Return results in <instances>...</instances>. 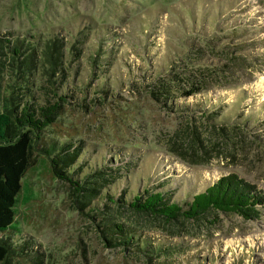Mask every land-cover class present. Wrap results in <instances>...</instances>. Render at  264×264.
Instances as JSON below:
<instances>
[{"label": "rangeland", "instance_id": "1", "mask_svg": "<svg viewBox=\"0 0 264 264\" xmlns=\"http://www.w3.org/2000/svg\"><path fill=\"white\" fill-rule=\"evenodd\" d=\"M60 80L66 104L33 139L1 235L8 264H147L107 245L104 211L172 247L176 264H264V204L248 220L210 211L167 223L122 204L88 213L41 152L79 148L71 170L107 167L101 193L122 200L161 191L181 204L227 175L264 193V0H0V112L53 102ZM192 85L203 90L183 98Z\"/></svg>", "mask_w": 264, "mask_h": 264}, {"label": "trees", "instance_id": "2", "mask_svg": "<svg viewBox=\"0 0 264 264\" xmlns=\"http://www.w3.org/2000/svg\"><path fill=\"white\" fill-rule=\"evenodd\" d=\"M50 58L51 73L56 70L59 76L60 73L62 76L63 67L61 63L60 69L59 58L53 57L51 53ZM58 88L60 93L55 95L56 99L53 102H47V105L43 107L34 109L32 106L24 105L17 111L14 108L19 102L16 99L14 105L11 98L13 109L0 112V264H8L13 254L8 239L2 238L1 235L13 229L16 220L17 196L21 188L20 182L30 166L33 139L38 140V135L46 126L52 124L62 105L66 104L68 94L61 80ZM156 89L152 90L153 94H156V91L157 94L171 95L163 86H157ZM202 90V85H192L190 90L180 95L188 98L193 93H199ZM202 99L206 101L205 97ZM204 115L206 121L212 124V130L220 131L219 135L223 134L222 127L219 129L214 126V123L219 122L216 115L208 112ZM78 150L79 148H71L67 144H62L61 147L47 146L42 148L41 152L49 160L52 175L70 185L73 193L81 199L79 207L87 208L88 213H94L96 209L100 210L101 205L103 210H107L110 205L122 204L136 215H151L167 223L177 221L179 218L202 219L210 211L232 213L248 220L257 217V207L264 204V193L236 175L220 177L203 192L181 204L171 202L161 191H146L145 196L136 193L132 198L122 200L112 192L101 193V190L106 187L104 181L112 176L108 174L110 169L107 167L103 169L100 166L98 171L92 170L91 174L82 177L79 176L82 171H77L79 174L75 172V170H81L82 165L71 170L72 165L77 162ZM97 228L110 248L134 253L142 257L147 264L175 263L172 259V252H174L172 247L161 241L152 240L141 229L119 223L115 213L104 211L103 216L98 218Z\"/></svg>", "mask_w": 264, "mask_h": 264}]
</instances>
